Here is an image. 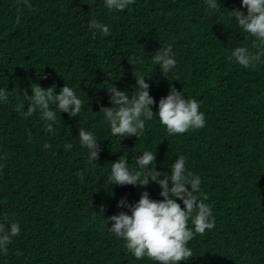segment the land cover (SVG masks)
Returning <instances> with one entry per match:
<instances>
[{
  "label": "trees",
  "instance_id": "1",
  "mask_svg": "<svg viewBox=\"0 0 264 264\" xmlns=\"http://www.w3.org/2000/svg\"><path fill=\"white\" fill-rule=\"evenodd\" d=\"M216 3L212 10L207 0H134L117 11L106 0H27L31 7L0 0V89L8 96L0 99V224L20 226L7 254L0 250V264H159L137 260L108 219L131 215L144 192L164 200L157 181L121 186L109 179L119 159L141 171L136 160L145 151L155 154L149 167L157 179L185 157L208 195L215 227L194 235L187 244L193 256L179 264H264V56L255 68L232 57L237 47L256 54L264 45L235 19V11L247 15L242 0ZM92 20L109 35L91 28ZM169 46L177 64L165 75L152 58ZM135 76L150 85L153 118L139 138L114 136L101 110L114 107L108 86L131 100L139 93ZM38 85L55 87L54 94L67 85L82 101L80 113L50 105L57 121L46 132L39 110L26 115ZM173 87L199 103L203 129L170 135L161 124L159 101ZM82 128L97 139L92 163ZM188 227L194 230L191 218Z\"/></svg>",
  "mask_w": 264,
  "mask_h": 264
},
{
  "label": "clouds",
  "instance_id": "2",
  "mask_svg": "<svg viewBox=\"0 0 264 264\" xmlns=\"http://www.w3.org/2000/svg\"><path fill=\"white\" fill-rule=\"evenodd\" d=\"M25 3L31 7L27 4V0ZM133 3L134 0H106V7L109 10L123 11ZM242 6L247 8V15L235 11V19L239 27L256 37L261 45H264V0H242ZM207 7L212 10L217 9L216 0H207ZM16 23H20L19 16H17ZM90 27L99 30L104 36L109 35V28L97 23L96 20L90 21ZM93 35L95 36V33ZM261 56H264V51L252 54L246 47H237L232 52V57L244 68H255L260 63ZM152 59L165 75L177 64L171 46L158 52ZM135 77L139 93L133 95L131 100L126 92L118 91L114 85L108 86V92L111 94L110 102L114 107L101 110L110 122L114 136L139 138V135L143 134L145 120L153 118L154 112L151 106L155 101L149 95L150 85L142 76ZM54 92L55 87L53 86L45 90L38 85L32 87L31 96L25 93L30 101L26 115L31 116L39 110L41 118L45 121L46 132H54V124L57 121V115L51 110L50 105H57L60 112L68 113L73 117L77 116L82 109L81 99L67 85L61 89L59 94H54ZM0 99L5 101L8 99L6 89H0ZM20 107L22 106H18V110ZM199 108L200 105L195 99H184L183 93L173 87L167 97L159 101L158 118L170 135L184 134L190 129L205 127V116ZM79 139L81 145L90 152L89 163L97 161L99 148L93 134L82 128L79 132ZM44 147L49 148L51 145L46 143ZM72 147V144L66 145L68 149ZM154 161L155 154L145 151L136 160L141 171L130 172L126 158L119 159L112 164L109 177L111 184L146 186L151 179L159 183L162 189L160 195L164 197V200L162 202L152 201L148 193L144 192L140 200L134 206H130L131 215L121 212L119 215L108 217L113 221L110 230L117 237L123 238L125 247L137 260L147 257L159 264H179L180 261L193 256L192 250L187 247L188 242L194 238L195 234L203 236L206 230L213 229L215 219L212 216L210 205L204 202L208 200V195L200 191L201 179L187 171L185 157L177 158L171 166V175H165L163 179H157L161 174L155 168L149 167ZM169 180L172 182L171 188H169ZM176 198L183 201V209L176 202ZM124 204L125 201L121 200L118 207ZM190 218L194 230L188 227ZM19 234L18 223H11L10 228L5 224H0V250H3L5 255L12 238Z\"/></svg>",
  "mask_w": 264,
  "mask_h": 264
}]
</instances>
